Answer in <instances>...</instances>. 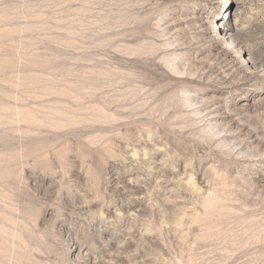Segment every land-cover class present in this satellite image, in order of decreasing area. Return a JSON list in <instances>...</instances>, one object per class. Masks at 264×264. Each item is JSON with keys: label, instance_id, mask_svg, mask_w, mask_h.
Listing matches in <instances>:
<instances>
[{"label": "rangeland", "instance_id": "obj_1", "mask_svg": "<svg viewBox=\"0 0 264 264\" xmlns=\"http://www.w3.org/2000/svg\"><path fill=\"white\" fill-rule=\"evenodd\" d=\"M0 264H264V0H0Z\"/></svg>", "mask_w": 264, "mask_h": 264}, {"label": "bare ground", "instance_id": "obj_2", "mask_svg": "<svg viewBox=\"0 0 264 264\" xmlns=\"http://www.w3.org/2000/svg\"><path fill=\"white\" fill-rule=\"evenodd\" d=\"M228 1H231V0H228ZM217 28L219 27V26H216Z\"/></svg>", "mask_w": 264, "mask_h": 264}]
</instances>
